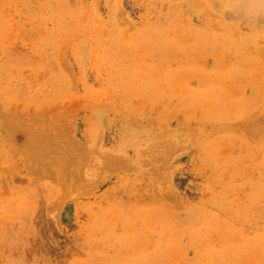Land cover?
Masks as SVG:
<instances>
[{
  "label": "rangeland",
  "instance_id": "rangeland-1",
  "mask_svg": "<svg viewBox=\"0 0 264 264\" xmlns=\"http://www.w3.org/2000/svg\"><path fill=\"white\" fill-rule=\"evenodd\" d=\"M0 264H264V0H0Z\"/></svg>",
  "mask_w": 264,
  "mask_h": 264
}]
</instances>
